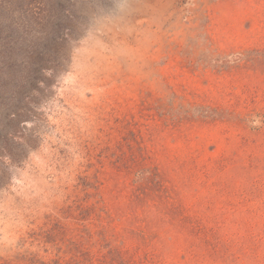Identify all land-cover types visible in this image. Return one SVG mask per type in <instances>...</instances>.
Returning <instances> with one entry per match:
<instances>
[{"label":"rangeland","instance_id":"rangeland-1","mask_svg":"<svg viewBox=\"0 0 264 264\" xmlns=\"http://www.w3.org/2000/svg\"><path fill=\"white\" fill-rule=\"evenodd\" d=\"M159 2L0 0V264H264V0Z\"/></svg>","mask_w":264,"mask_h":264},{"label":"bare ground","instance_id":"bare-ground-1","mask_svg":"<svg viewBox=\"0 0 264 264\" xmlns=\"http://www.w3.org/2000/svg\"><path fill=\"white\" fill-rule=\"evenodd\" d=\"M149 1H151V0H149ZM159 1H161V0H156V3L157 2H159ZM179 1V0H178ZM181 1V0H180ZM153 2V1H152ZM173 0H167V4H166V7H165V5H164V7L165 8H167V7H170L171 5H173ZM213 2V1H212ZM160 3V2H159ZM165 3V2H164ZM150 5H152V4H150ZM150 5H147L145 8H141V11H143V12H145L146 14H150V16H152V17H154V15L156 14V16H155V18L157 19V22H162V20H164L165 22H167L168 21V19L170 18V17H164V15H163V13L161 12L162 10H157V7H155L156 8V10L155 11H157V12H155V13H153L154 12V10H153V12L151 11V6ZM153 7V8H154ZM181 7V6H180ZM179 7V8H180ZM160 8H162V7H160ZM198 8V7H197ZM171 10V9H170ZM165 11H168V10H166L165 9ZM171 12V11H170ZM171 16V15H170ZM164 18V19H163ZM153 19V18H152ZM181 20V17H179V19H178V21H180ZM184 20V19H183ZM191 21V20H190ZM140 23V22H139ZM154 25V24H153ZM157 26V25H156ZM140 27V26H139ZM142 29V28H141ZM164 29V28H163ZM190 30V29H189ZM147 32V35L149 36V35H152L153 36V38H156L159 34L156 32H153V31H150V30H146ZM145 33V32H144ZM188 33V32H187ZM163 33H161L160 35H162ZM142 35V34H141ZM192 35H193V33H192ZM115 36V35H114ZM125 36H127L126 34H125ZM181 36V35H180ZM172 37V36H171ZM129 39H131V38H129ZM169 39V38H168ZM125 40V39H124ZM127 40V39H126ZM129 41V40H128ZM127 41V42H128ZM121 42H124V41H121ZM120 42V43H121ZM146 42H148L147 41V39H146ZM119 43V42H118ZM118 43H117V45H118ZM130 43V42H129ZM127 44V43H126ZM147 44V43H146ZM124 46V45H123ZM142 59V58H141ZM140 60V59H139ZM135 63H137V62H135ZM141 63V62H140ZM147 69V68H146Z\"/></svg>","mask_w":264,"mask_h":264}]
</instances>
